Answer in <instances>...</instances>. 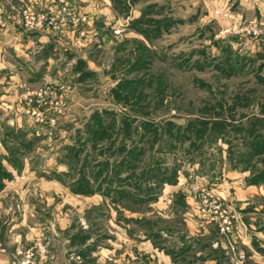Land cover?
Listing matches in <instances>:
<instances>
[{
    "label": "rangeland",
    "instance_id": "1",
    "mask_svg": "<svg viewBox=\"0 0 264 264\" xmlns=\"http://www.w3.org/2000/svg\"><path fill=\"white\" fill-rule=\"evenodd\" d=\"M61 3L76 35L34 49L37 106L0 127V190L23 154L32 169L3 196L0 240L25 219L22 264H264V65L217 42L236 1ZM254 23L235 33L264 49Z\"/></svg>",
    "mask_w": 264,
    "mask_h": 264
},
{
    "label": "crops",
    "instance_id": "2",
    "mask_svg": "<svg viewBox=\"0 0 264 264\" xmlns=\"http://www.w3.org/2000/svg\"><path fill=\"white\" fill-rule=\"evenodd\" d=\"M61 1L62 0H0V127L3 125L10 126L9 123H15L16 125L21 123H19V120H17L18 117H16L15 114L18 113V109H21L23 102V111L29 112L31 107L37 106L32 101L33 90L28 83L32 79L30 74L28 75L26 72V66L33 61L34 49L37 47L38 50L41 48V52L42 49H44V51L45 49H49L55 52L60 46L64 47L66 38H70L71 41L76 35L77 23L73 20L63 25V28L60 30H54L48 25L42 28H33L26 22L27 12L47 17L51 15L54 9L60 6ZM235 1L236 4L231 10L224 7L221 8V11L223 10L224 13L226 11L230 13L228 14L229 16H226L225 20H223L224 24L218 29L219 31L217 33L221 32V35L217 36V42L218 44L219 42H223L225 44L223 46L224 48L229 47L234 51L238 50V52L239 50L249 49L251 52L248 56H250V59H253L255 65H264V49L255 37L235 33H240L242 31L239 26L241 17L246 18L250 16L252 19H262L264 14L263 0ZM245 1L247 3H245ZM245 21L246 20H244V22ZM254 21L256 22L257 20ZM88 31H90L89 36H86L88 40H91L96 32L98 33V30L90 28ZM225 31L234 32H232V34H225ZM67 32L69 33L65 35ZM228 43H230L229 46ZM237 55H239V53ZM36 56L37 55H35V57ZM43 56H45V54ZM244 56L245 59L248 58L247 55ZM24 123H26V121ZM30 158V156L23 154L22 160H20L22 164L19 165V167L22 166L20 173H17L18 170L16 168H13L16 171V176L19 177L18 180L13 179L15 185H8V183L5 182L3 189L0 190V210L6 209L12 205V202L3 198L4 194L7 193L9 189L10 191L15 189L22 190L23 193H27V188L30 189V184L27 186L26 181L28 172L30 173L32 170L29 162ZM241 177L243 178L244 175ZM240 179L241 178L233 180L232 183H235L234 181L240 182ZM234 199H236V196H234ZM9 222L11 223V220ZM237 225L244 228L241 219H238ZM16 226H19V229L24 227V230H18L17 232ZM250 230L254 232L251 228V224ZM1 233H4V238L0 240V264H22L21 260H24L25 257H30V259L33 258V249H27L25 244L30 243L29 240L26 241V239L30 236V240H32V235L35 234V232L27 228V221H25V219H21L17 223L9 225L8 229L2 230ZM31 262L32 260L26 264H31ZM222 262L224 261L222 260Z\"/></svg>",
    "mask_w": 264,
    "mask_h": 264
},
{
    "label": "built area",
    "instance_id": "3",
    "mask_svg": "<svg viewBox=\"0 0 264 264\" xmlns=\"http://www.w3.org/2000/svg\"><path fill=\"white\" fill-rule=\"evenodd\" d=\"M62 4V3H61ZM57 7V9H54L49 16L39 15L35 13L27 12L26 15V22L29 26L33 28H42L45 25H48L54 30H60L62 26L67 21V15L70 13V8L67 5H61ZM255 25H251L249 27H246L245 29L249 32H252L253 34H264L262 32V29H260L259 25L254 23ZM120 30L117 29L115 32L118 33ZM1 250V249H0Z\"/></svg>",
    "mask_w": 264,
    "mask_h": 264
},
{
    "label": "trees",
    "instance_id": "4",
    "mask_svg": "<svg viewBox=\"0 0 264 264\" xmlns=\"http://www.w3.org/2000/svg\"><path fill=\"white\" fill-rule=\"evenodd\" d=\"M261 78H264V77H261ZM261 78L258 79V81H261ZM96 120L97 124H99V126H106V123L109 121V120H104V123H98V121L100 120V118H98L96 115L93 117V121ZM122 125V124H121ZM123 126V125H122ZM110 127V126H109ZM119 179V178H118ZM126 183V182H125ZM124 183V191L126 190H129V187L126 186V184ZM139 188L141 189L142 191H147V190H144L143 186H141V184H137L136 185V189ZM121 189V188H120ZM153 199V198H152Z\"/></svg>",
    "mask_w": 264,
    "mask_h": 264
}]
</instances>
